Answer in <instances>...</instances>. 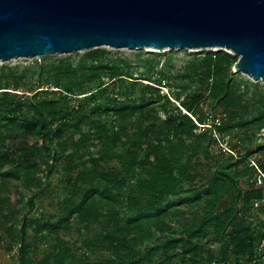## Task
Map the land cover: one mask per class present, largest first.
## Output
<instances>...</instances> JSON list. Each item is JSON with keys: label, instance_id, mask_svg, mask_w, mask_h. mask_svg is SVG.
<instances>
[{"label": "trees", "instance_id": "1", "mask_svg": "<svg viewBox=\"0 0 264 264\" xmlns=\"http://www.w3.org/2000/svg\"><path fill=\"white\" fill-rule=\"evenodd\" d=\"M106 54L105 49L98 48L87 52L76 64L63 57L54 59L53 66H46L45 57L41 63L35 59L40 73L34 81L37 86L32 84L29 67H0V177L21 181L23 189L40 188L42 178L38 173H49L59 164L67 183L76 188L62 201L57 222L48 225L57 232L53 264H264L257 250L264 235L258 239L251 223L244 225L237 218L241 211H235L240 199L253 207V202L263 196L264 185L243 190L239 181L242 173L224 167L216 168L196 184V173L189 167L192 154L202 151L209 159L207 130L190 140L198 129L196 108L202 110L205 101H210L211 107L224 108L229 116L223 130L236 125L264 132V84L233 73L238 57L224 50L195 54L179 63L168 56L163 60L152 53H137L135 63L164 78L168 86L188 90L180 104L186 113L165 110L162 119L153 104L157 99L171 101L169 95H161L157 89L161 79H148L143 84L127 79L132 78L131 73L122 77V69L108 75ZM48 76L56 80L57 90L40 89ZM106 78L113 91L121 90L128 81L132 88L143 91L133 106L117 109L115 118L124 117L126 108L139 115L128 129L121 124L110 135L92 138L78 125L82 119L73 122L85 107L68 109L62 101L79 95L96 100L106 92ZM116 103L107 94L100 108L109 111ZM7 134L14 138L9 144ZM100 144L105 147L104 154L117 159L118 166L82 169L85 157L93 156L88 147ZM255 152H260L255 159L264 173V142L248 149L235 164ZM102 158L98 155L93 165ZM253 168L250 165L247 170ZM85 177L94 182L87 183ZM23 197L22 192L14 200L0 195V212L5 220L15 215L13 206L18 207ZM27 204L33 207V199ZM20 217L5 230L14 244H19L17 263L34 264L26 242L27 226H32L34 220ZM73 228L85 236L86 245L99 246L108 258L88 263L86 257H77L61 239ZM209 238L220 241L217 258L210 251L203 256L208 250L204 240Z\"/></svg>", "mask_w": 264, "mask_h": 264}, {"label": "rangeland", "instance_id": "2", "mask_svg": "<svg viewBox=\"0 0 264 264\" xmlns=\"http://www.w3.org/2000/svg\"><path fill=\"white\" fill-rule=\"evenodd\" d=\"M222 49H164L158 50L153 48H142V49H111L106 50L107 54L105 55V62L108 63V75H111L115 70L122 69L124 75L122 77H128L127 75L132 74V78H127L129 80L136 79L141 81L143 84L149 81H158L157 89L161 95H169L171 103H165L160 99H157L158 102L153 105L156 108L158 116L164 118L165 110H168L170 113L177 112L181 110L182 113H186L180 104L184 100L188 90L183 91L181 87H171L168 86L164 78H159L155 72H149L144 67L135 63L137 53H143V56H147L148 53L157 55L163 60L165 56L172 62H181L195 56V54L206 53L207 51H215ZM226 51V50H224ZM231 54L230 50L227 51ZM87 53V52H86ZM86 53H78L64 56L49 57L45 59L46 66H53V60L63 57H68L73 64H76ZM234 55V54H233ZM34 60L20 61L0 64V67L3 65H18L21 68L29 67V72L31 75V80L33 85H38V82H35L40 76L39 69L35 65ZM39 63L43 62L42 59H38ZM130 64V67L128 65ZM236 75L244 79H249L252 82H259L261 85L264 84V80L255 81L251 76L243 72H233ZM47 80L42 81L43 88L40 89H54L57 90L56 80L48 76L45 78ZM109 80L105 79L106 92L99 95L96 100L89 101L85 100L83 96L79 95L76 97H69L68 100L62 101L64 107L77 108L79 105L85 107V111L77 113V116L74 119V123L79 119H82V122L79 123L80 127L87 131L90 136L96 137V135H110L113 131H118L120 125L122 124L126 129L134 123L136 117L139 113L131 114L132 108H126L124 117L115 118V111L122 107L123 105H134V100L143 94V91L139 88H132L130 86L131 81H128L127 86H121V90L116 89L115 91L109 89L108 87ZM94 85V84H93ZM49 86V87H48ZM110 95V97L117 102L112 106V110L105 111L103 108H100L104 103V97ZM180 94V98H177V95ZM27 96L30 94L27 93ZM148 95H151L149 93ZM124 98H130L128 101L124 102ZM120 100V101H119ZM194 116L198 119L195 120V123L198 127L195 130L196 134L190 140L199 138L200 132L203 129L207 130L206 145L208 157L205 156L204 152L200 151L197 154L191 155V163L189 167L193 172L196 173L197 183L201 184L203 180L206 179L216 168H229L234 173H242L239 177V181L242 185L243 190H248L251 188H260L264 185V178L257 170L258 162L255 157L260 156V152H255L245 158V161L237 165L235 162L241 155H247L246 151L248 149H256L261 143L264 142V139L261 138V135L264 132L259 131L256 128L252 127H238L236 125H231L227 130H223L224 122L227 121L229 116L224 108L220 106L211 107L210 101H205L203 109H198L194 111ZM7 144L13 141V137L7 134L6 136ZM52 147H57L55 144H52ZM53 149V148H51ZM93 153V156H86L84 161V166L82 169L87 170L88 167L93 166L96 170L101 169H110L112 167L118 166L119 162L117 159L113 158L112 154H104L105 147L103 144H100L98 147L90 146L88 147ZM262 154V153H261ZM98 155H101L103 158L99 160V163L96 165L95 159ZM264 163V162H263ZM250 165H253L252 170H247ZM257 166V167H256ZM60 169L62 167L57 164L51 172L42 170L38 173V176L42 178V186L40 188H31L23 189L22 183L19 180L13 178L3 179L0 177V195H5L8 198L14 200L16 196L22 192L24 197L23 200L19 203V206H13L16 209L15 215L5 220L0 212V264H18L17 254L19 244L15 243L10 239L8 232H6L5 227L10 225L18 217H27L28 219L34 220L32 226H27V238L26 242L29 244L30 249L32 250L34 257V264H53L57 254L58 241L55 239L57 232H53L49 229V224L54 225L61 213L62 201L69 195L71 191H76L75 186L67 183L66 177L61 173ZM87 183L94 182L91 178H86ZM76 187H79L78 185ZM33 199V207H29L27 204L28 199ZM261 202L260 207H252L250 205H245L242 199L239 200L235 211H241L240 214L237 213V218L239 221L248 225L251 223L255 235L259 239L264 235V193L263 196L258 199ZM222 206L228 207V203H223ZM20 217V219H22ZM37 228L40 230L37 231ZM73 228L72 233H66L62 235L61 239L64 240V245L72 250L77 257H86L88 263L98 262L101 263L108 258L109 254L103 251L99 246L86 245L84 242L85 236L82 235L79 231ZM208 249L203 253V256H206L210 251L215 258L218 257V250L220 246V241H215L213 238L204 240ZM10 247L13 249L10 250ZM175 261L179 262V258H175Z\"/></svg>", "mask_w": 264, "mask_h": 264}, {"label": "water", "instance_id": "3", "mask_svg": "<svg viewBox=\"0 0 264 264\" xmlns=\"http://www.w3.org/2000/svg\"><path fill=\"white\" fill-rule=\"evenodd\" d=\"M98 48L230 50L264 80V0H0V64Z\"/></svg>", "mask_w": 264, "mask_h": 264}, {"label": "built area", "instance_id": "4", "mask_svg": "<svg viewBox=\"0 0 264 264\" xmlns=\"http://www.w3.org/2000/svg\"><path fill=\"white\" fill-rule=\"evenodd\" d=\"M257 170L260 172V174L264 178V173L258 167H257ZM260 206H261L260 200H255L253 202V207L257 208V207H260ZM257 250H258L259 257L262 258V260H264V237L260 240ZM202 264H206V263H202ZM260 264H263V262H261Z\"/></svg>", "mask_w": 264, "mask_h": 264}]
</instances>
